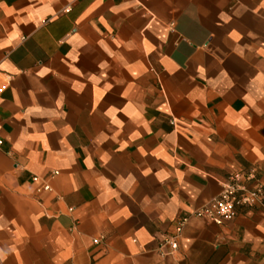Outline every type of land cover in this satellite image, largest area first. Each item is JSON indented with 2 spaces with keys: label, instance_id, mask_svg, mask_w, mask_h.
Wrapping results in <instances>:
<instances>
[{
  "label": "crops",
  "instance_id": "obj_1",
  "mask_svg": "<svg viewBox=\"0 0 264 264\" xmlns=\"http://www.w3.org/2000/svg\"><path fill=\"white\" fill-rule=\"evenodd\" d=\"M0 70V264H264V205L158 248L264 183V0H0Z\"/></svg>",
  "mask_w": 264,
  "mask_h": 264
},
{
  "label": "built area",
  "instance_id": "obj_2",
  "mask_svg": "<svg viewBox=\"0 0 264 264\" xmlns=\"http://www.w3.org/2000/svg\"><path fill=\"white\" fill-rule=\"evenodd\" d=\"M68 11V9H66ZM3 73L0 70V79ZM9 78L8 75H6ZM57 172H54L56 174ZM36 179V178H34ZM43 190H49L47 183ZM264 205V183L256 176L254 170L246 173H231L222 183L220 193L212 197L202 207L195 209L190 215L178 220L174 233L166 235L159 244L161 255H172L178 248V237L190 217L205 219L216 225L224 224L233 219L237 207H254ZM99 238L93 239L97 243Z\"/></svg>",
  "mask_w": 264,
  "mask_h": 264
}]
</instances>
